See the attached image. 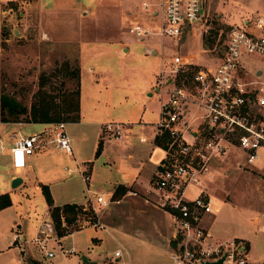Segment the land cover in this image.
Instances as JSON below:
<instances>
[{"label":"built area","instance_id":"2783aa9c","mask_svg":"<svg viewBox=\"0 0 264 264\" xmlns=\"http://www.w3.org/2000/svg\"><path fill=\"white\" fill-rule=\"evenodd\" d=\"M27 0H24V2ZM140 7L159 18L158 23H135L126 33L134 39L170 36L178 38L184 29L200 22L204 15V0H140ZM218 55L210 63L193 68L191 84L182 78L193 61L183 54H173L168 61L161 58L157 82L162 91L157 121L158 133L166 132L165 154L157 164L147 193L153 200L145 202L161 208L174 224L175 244L166 261L157 264H205L224 256L223 264H249L248 245L242 238L215 239L205 217L219 209L206 189L213 180V160L235 143L245 152L249 165H258L264 149V14H250L242 22L229 27L226 36L215 43ZM47 138L41 132L19 133L10 147L9 155L14 173L27 165V157L53 143L72 152L70 136L64 120L55 121ZM102 133L120 137L119 125L106 122ZM233 140V142H232ZM83 180L89 172L81 171ZM146 191V190H145ZM128 193L138 195L136 189ZM119 202L106 192H96L89 200L79 203L93 217H77L78 229L93 226L106 229L98 210ZM61 224L65 225L61 216ZM264 230V224L261 225ZM54 240L62 253L74 251L62 244L55 222L49 215L43 218L30 239H23L19 230L13 232L12 244L18 248L31 242L46 257L54 250L48 242ZM94 264H149L131 260L129 252L119 246L113 255ZM151 264V263H150Z\"/></svg>","mask_w":264,"mask_h":264},{"label":"crops","instance_id":"0c3cea01","mask_svg":"<svg viewBox=\"0 0 264 264\" xmlns=\"http://www.w3.org/2000/svg\"><path fill=\"white\" fill-rule=\"evenodd\" d=\"M29 3L39 9L42 29L57 41L73 43L77 51L80 75L79 118L77 121H65L72 145L71 153L50 143L29 155L27 165L16 173L11 167L9 155L15 137L19 133L27 135L41 132L50 138L49 130L52 126L48 122L0 121V149L3 157L0 193L7 191L11 197V204L0 209V257L7 255L9 260V263L5 260L0 261V264H25L20 249L12 244L13 230L19 229L24 240L30 239L37 231L39 222L50 215L49 205L41 191V183L49 186L55 205L66 202L84 203L96 192H106L113 197L115 186L123 184L127 190L119 197H113L120 201H112L120 203L129 195V189L141 192L146 190L160 158L165 154L164 147L155 140L159 134L157 121L163 95L156 79L160 62L158 67L148 71L149 63L153 67L155 56L162 47L155 37L133 39L121 30V27L135 23L151 24L155 19L141 9L140 0H30ZM111 5L121 17V22H129L123 23L117 35L96 38L91 36V28H76L70 24L69 19L74 18L84 25V20L90 14L98 16ZM248 15L247 11H242L237 18L233 19L230 14L227 19L240 23ZM106 56L108 57L105 59ZM138 70L142 79L136 86H131L129 82L138 76ZM106 122L119 125L120 137H108L102 133V126ZM25 123L37 126L24 131L22 126ZM100 139L102 148L96 155ZM113 140L118 143L112 144ZM123 145L130 147L122 150ZM159 148L163 149L161 157L156 155V149ZM82 170L89 172V180H83ZM143 174H147V186L143 184ZM16 175L22 177V182L12 187L10 180ZM132 202L130 200L128 203ZM263 217L262 211L260 215L255 214L253 217L257 230L264 224L261 223ZM83 230L88 231V242L83 246L84 250L79 259L83 258L82 263L88 262L87 264L103 261L108 256L107 253L101 256L98 253L96 259L91 258L90 254L94 247L100 245L103 231L108 230L107 226L104 230L93 226L75 229L62 235L61 241ZM109 234L117 244H121L120 237L111 232ZM248 236L238 234L214 237H240L249 246L251 239ZM64 246L74 248L69 253L77 251L73 240L71 244ZM122 246L129 252L124 244ZM54 256L55 254L52 257ZM129 256L131 260L141 262L134 259L130 252ZM35 257L42 264H54L50 257L41 252ZM251 263L264 264V258L260 261L255 259Z\"/></svg>","mask_w":264,"mask_h":264},{"label":"rangeland","instance_id":"374dc122","mask_svg":"<svg viewBox=\"0 0 264 264\" xmlns=\"http://www.w3.org/2000/svg\"><path fill=\"white\" fill-rule=\"evenodd\" d=\"M29 1L0 0V94H10L27 109L38 99L46 100L52 105L62 104L63 98L77 87L78 54L73 43L57 41L42 29L40 11L37 7L30 6ZM204 9L200 22L185 28L180 37L156 38L162 48L155 56L153 67L152 63H149V72L159 66L161 58L165 57L164 60L168 61L175 53L183 54L193 61V67L188 68L182 75V78L191 84L193 68L198 64L214 61L219 53V47L213 48L215 43L226 36L231 25L238 23L235 20L228 21L227 16L231 14L234 19L242 11H247V15L264 13V0H204ZM45 20L47 21V18ZM69 21L76 28H91L89 32L96 38L117 35L123 23H129L125 20L121 22V17L117 15L113 5L98 16L90 14L87 20H84V25L74 18ZM158 22L159 18H155L151 24ZM126 28L127 26L121 27V30L128 35ZM136 72L138 76L129 82L131 86H136L142 79L140 71ZM18 121L27 122L25 114H20ZM48 123L51 126L54 124ZM32 126L37 125L25 123L22 129L27 131ZM111 143L117 144L118 141L113 140ZM128 147L130 146L123 145L122 150H127ZM259 151V162H262L264 149ZM162 154V148L156 149L157 156L161 157ZM2 164L0 149V168ZM212 171L214 177L206 189L219 205V209L209 213L203 223L208 225L212 236L249 235L251 240L246 254L250 260L249 264L255 259L262 260L264 230H257L253 217L255 214L260 215V211L264 212V163L249 165L245 160L244 150L232 143L213 160ZM142 181L144 186H147V174H143ZM151 183L150 179L148 189ZM137 191L138 195L128 193L120 203L111 202L106 208L98 210V217L108 230L103 231V240L99 242L98 247L93 248L91 258L96 259L98 253L100 256L104 253L111 256L115 247L124 244L132 257L141 262L160 263L168 259L173 247L171 241L174 224L161 208L144 201L145 196L153 200L152 193H147V189L144 192ZM130 200L133 202L128 203ZM76 222L77 220L67 224L65 221L67 230L78 229ZM261 223H264V217ZM15 230L19 229L15 228L13 232ZM110 232L120 237L122 245L117 244ZM87 234L88 231L83 230L76 232L72 237L62 239L64 245L71 244L73 240L77 249L76 252L68 254H63L58 243L50 240L48 246L55 253L54 257H50L51 262L87 264L88 262L82 263L83 258L79 259L84 250L83 246L88 242ZM28 243L23 242V247L19 248L25 264H42L43 262L35 257L39 251L31 242ZM5 260L9 263L7 255L0 257V261Z\"/></svg>","mask_w":264,"mask_h":264},{"label":"trees","instance_id":"16d2710c","mask_svg":"<svg viewBox=\"0 0 264 264\" xmlns=\"http://www.w3.org/2000/svg\"><path fill=\"white\" fill-rule=\"evenodd\" d=\"M11 6V5H10ZM215 39V38H214ZM213 39V40H214ZM77 74V87L70 91V94L63 98L62 104L52 105L50 102L38 99L34 101L30 109L17 101L13 96L8 93L0 94V113L2 121H18L20 114H25V121L34 122H55V121H77L79 118V85L80 75L79 68L76 71ZM168 139L166 132L157 134L155 137L156 143L164 147L165 142ZM102 148V140L100 139L96 149V155L99 154ZM41 191L44 194L47 204L49 205V212L51 218L55 222L56 232L59 236H62L71 231L67 230V226L61 225V216L67 224L75 222L76 218L81 217H93V213L90 210H85L79 203L66 202L62 205H55L52 200V195L49 186L45 183L40 184ZM127 190V187L123 184H117L113 190V197H119ZM11 204V197L9 192L0 193V209ZM175 244V240L171 241Z\"/></svg>","mask_w":264,"mask_h":264},{"label":"water","instance_id":"95a60500","mask_svg":"<svg viewBox=\"0 0 264 264\" xmlns=\"http://www.w3.org/2000/svg\"><path fill=\"white\" fill-rule=\"evenodd\" d=\"M22 182V177L20 175L13 176L10 180V185L12 187H16L18 184ZM224 256L220 257L218 260L215 261H205V264H223Z\"/></svg>","mask_w":264,"mask_h":264}]
</instances>
